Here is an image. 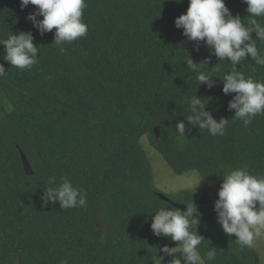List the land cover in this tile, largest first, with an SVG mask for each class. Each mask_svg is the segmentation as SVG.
I'll return each instance as SVG.
<instances>
[{"label":"trees","instance_id":"16d2710c","mask_svg":"<svg viewBox=\"0 0 264 264\" xmlns=\"http://www.w3.org/2000/svg\"><path fill=\"white\" fill-rule=\"evenodd\" d=\"M86 3L87 35L56 45L55 28L41 34L27 19L34 5L21 10L20 0H0V39L30 31L39 49L38 63L20 70L3 59L0 43L6 70L0 78V264H59L65 257L69 264H153L163 246L177 245L151 229L154 212L174 206L157 196L143 136L175 174L196 172L218 189L240 166L264 174V115L243 126L228 107L236 94L223 92L230 61L175 27L189 0ZM225 3L233 16L249 15L243 0ZM257 19L264 25V17ZM257 48L264 53V42ZM188 57L201 71L218 66L211 87L199 83ZM235 67L264 81V67L250 57ZM192 96L215 120L228 119L224 135L188 122ZM178 121L185 138H178ZM19 149L32 175L24 172ZM53 176L86 190V206L61 209L57 201L42 207ZM166 196L195 202L197 232L204 237L199 250L217 253L207 264H259L253 248H239L235 235L224 233L206 190ZM180 256H168L164 264Z\"/></svg>","mask_w":264,"mask_h":264},{"label":"clouds","instance_id":"9594fccd","mask_svg":"<svg viewBox=\"0 0 264 264\" xmlns=\"http://www.w3.org/2000/svg\"><path fill=\"white\" fill-rule=\"evenodd\" d=\"M243 2L249 14L244 19L239 14L233 16L225 0H189L186 12L177 16L174 24L176 28L183 29V35L190 41H204L220 61H230L233 70L223 77V92L236 94L228 107L235 109L234 117L247 127L254 117L264 115V81L246 77L244 73L236 71L235 66L250 57L255 64L264 67V53L257 48V41L264 42V25L257 19L264 17V0ZM29 4L34 5L36 11L29 12L27 19L41 34L55 28L56 45L72 43L87 35L88 25L83 20L86 0H20L21 10ZM37 15H42L43 19L37 21ZM253 32L256 39L252 37ZM0 43L6 48L3 59L12 67L24 70L38 63L39 49L34 45L30 31L12 33L6 39H0ZM60 50L64 51L63 47ZM186 63L189 69L198 73L196 78L199 83L206 82L208 87L212 86L210 77L218 71V66L209 72L201 71L189 57ZM5 75V67L0 64V78ZM186 102L191 112L187 117L189 123L199 125L212 136L225 134L228 119L215 120L205 111L204 102L196 96ZM176 128L178 138H185L184 122L178 121ZM48 184L50 186L41 196L42 207L57 201L61 209L86 206V190L74 186L67 177H63L59 183L54 176L49 177ZM186 205L185 211L176 207L159 208L152 217L151 229L154 235L169 237L181 246L169 248L165 245L160 249L172 257L176 253L181 254L172 264H207L216 259V249L211 248L206 255L201 254L199 246L204 237L197 232L200 214L194 201ZM215 210L224 233L229 236L234 234L239 248L254 247L257 240L264 239V174H253L246 166L230 170L218 191ZM154 262L164 264L157 258ZM59 264H69L68 258H62Z\"/></svg>","mask_w":264,"mask_h":264},{"label":"rangeland","instance_id":"374dc122","mask_svg":"<svg viewBox=\"0 0 264 264\" xmlns=\"http://www.w3.org/2000/svg\"><path fill=\"white\" fill-rule=\"evenodd\" d=\"M141 143L150 160L153 183L158 192L169 196H176L180 191L185 189L193 191L206 190L215 208L219 189L213 183H207L196 172H188L183 175L175 174L163 157L147 143L146 136L141 138ZM252 248L256 252L259 264H264V239L257 240Z\"/></svg>","mask_w":264,"mask_h":264},{"label":"water","instance_id":"95a60500","mask_svg":"<svg viewBox=\"0 0 264 264\" xmlns=\"http://www.w3.org/2000/svg\"><path fill=\"white\" fill-rule=\"evenodd\" d=\"M19 152H20V157H21V162H22V167H23V170L24 172L27 174V175H32L33 174V169L29 163V161L27 160V157L25 155V153L19 149ZM157 196L158 198L164 200V201H167L169 202L172 206L180 209L181 211H185L187 209V205L185 204H182L180 202H175V201H172L168 196H166L165 194L161 193V192H157ZM181 246L179 245H174L170 248H179ZM169 255L168 253H164L162 252L159 256H158V260H164L165 258H167ZM17 262H19V258H17ZM153 264H156V262H154Z\"/></svg>","mask_w":264,"mask_h":264}]
</instances>
